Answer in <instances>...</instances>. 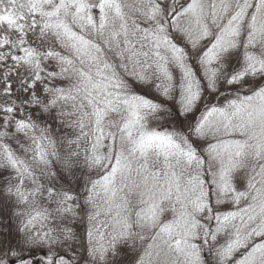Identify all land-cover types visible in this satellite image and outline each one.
Returning a JSON list of instances; mask_svg holds the SVG:
<instances>
[{"label":"snow or ice","instance_id":"1","mask_svg":"<svg viewBox=\"0 0 264 264\" xmlns=\"http://www.w3.org/2000/svg\"><path fill=\"white\" fill-rule=\"evenodd\" d=\"M0 264H264V0H0Z\"/></svg>","mask_w":264,"mask_h":264}]
</instances>
